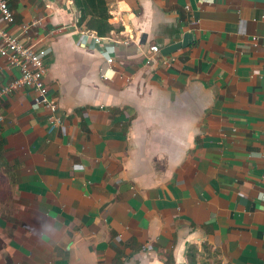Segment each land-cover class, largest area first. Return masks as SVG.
<instances>
[{
    "label": "crops",
    "instance_id": "crops-1",
    "mask_svg": "<svg viewBox=\"0 0 264 264\" xmlns=\"http://www.w3.org/2000/svg\"><path fill=\"white\" fill-rule=\"evenodd\" d=\"M7 2L64 123L0 98V264H264V0H106L102 43L72 0Z\"/></svg>",
    "mask_w": 264,
    "mask_h": 264
},
{
    "label": "built area",
    "instance_id": "built-area-1",
    "mask_svg": "<svg viewBox=\"0 0 264 264\" xmlns=\"http://www.w3.org/2000/svg\"><path fill=\"white\" fill-rule=\"evenodd\" d=\"M213 4L215 0H204ZM16 22L15 15L7 0H0V56L6 62L20 70V78L12 84L0 90V98L10 94L12 91L27 87L34 90L37 97L34 99V108H45L50 114L49 132H53L64 123L63 117L59 114V107L55 100L50 97L47 84L45 82L46 64L45 59L48 55L46 49H36L27 44H23L17 37L2 28V25L12 26ZM26 30V29H25ZM91 37L97 42L102 43L103 38L91 33ZM151 55L148 57L147 65L154 66L157 64L155 55L159 52L158 46H151ZM111 53L115 49L111 47V52L106 50L102 55L108 64H112L114 59ZM104 77V76H103ZM264 200V195H262Z\"/></svg>",
    "mask_w": 264,
    "mask_h": 264
},
{
    "label": "trees",
    "instance_id": "trees-1",
    "mask_svg": "<svg viewBox=\"0 0 264 264\" xmlns=\"http://www.w3.org/2000/svg\"><path fill=\"white\" fill-rule=\"evenodd\" d=\"M79 12L78 27L94 32L100 38L108 37L114 26L106 0H72Z\"/></svg>",
    "mask_w": 264,
    "mask_h": 264
},
{
    "label": "water",
    "instance_id": "water-1",
    "mask_svg": "<svg viewBox=\"0 0 264 264\" xmlns=\"http://www.w3.org/2000/svg\"><path fill=\"white\" fill-rule=\"evenodd\" d=\"M191 35H187V36H185V38H184V40H183V43L182 44H178V45H176V46H173V49H177V48H179L181 45L182 46H186L188 43H189V40L191 39Z\"/></svg>",
    "mask_w": 264,
    "mask_h": 264
}]
</instances>
